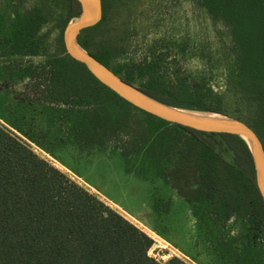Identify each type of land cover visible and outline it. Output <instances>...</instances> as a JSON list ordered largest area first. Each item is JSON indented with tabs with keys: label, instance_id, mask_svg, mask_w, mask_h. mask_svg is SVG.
<instances>
[{
	"label": "trees",
	"instance_id": "trees-1",
	"mask_svg": "<svg viewBox=\"0 0 264 264\" xmlns=\"http://www.w3.org/2000/svg\"><path fill=\"white\" fill-rule=\"evenodd\" d=\"M73 1L69 20L81 14L80 4ZM100 2L99 23L105 18L106 5L105 0ZM203 4L210 12H215L216 4L223 6L220 11L232 20L234 37L244 51L246 47L250 51L249 60L256 65L254 76L264 80V63L256 61L264 58V0H203ZM38 29L39 25L31 20L15 23L5 35L10 55L37 54ZM77 43L86 49L80 35ZM92 57L132 85L137 78L146 76L147 69V83L138 88L167 106L228 116L205 105L202 97L190 92L185 84L178 86L177 94L150 87L155 79L152 63L112 68L105 49ZM47 66L44 100L49 106H57L55 113H62L61 123L66 124L78 148L101 154L116 151L124 171L143 179L155 177L169 183L170 169L178 177L197 169L200 189L210 202H201L179 185L177 191L196 220L204 222L205 237L211 242L213 253L231 264H264V202L250 149L242 138L197 131L147 114L100 83L67 54L49 59ZM130 120L135 129L125 133ZM13 127L18 131V127ZM213 135L219 136L235 154L234 168L239 175L228 176L224 182L211 171L222 161L215 140L208 137ZM242 198H247L250 211L242 248L232 253V240H220L217 228L236 214ZM217 206L219 211L214 212ZM229 206L233 208L227 211ZM151 245V239L133 224L39 158L0 125V264H161L147 255ZM162 264L186 263L172 257Z\"/></svg>",
	"mask_w": 264,
	"mask_h": 264
},
{
	"label": "rangeland",
	"instance_id": "rangeland-1",
	"mask_svg": "<svg viewBox=\"0 0 264 264\" xmlns=\"http://www.w3.org/2000/svg\"><path fill=\"white\" fill-rule=\"evenodd\" d=\"M105 3L103 22L79 34L87 53L96 55L107 50L112 68L152 63L155 79L150 87L177 94L178 86L185 84L190 92L202 97L205 105L250 126L264 147V80L254 76L256 65L249 60L250 51L247 47L244 51L234 37L232 20L223 16L222 5L216 4L215 12H210L203 0ZM74 5L73 0H0V125L151 239L147 255L156 262L162 264L177 257L186 264H231L213 253L204 222L196 220L178 194L179 185L201 202H210L200 189L197 169L179 177L170 169L169 183L125 172L118 152L90 153L78 148L66 124L61 123L62 113L54 111L57 106L47 105V61L67 54L63 31L75 21L68 19ZM28 20L39 25L38 53L10 55L5 35L15 23ZM256 61L264 63V58ZM145 73L136 79L137 88L147 83L150 72L146 69ZM133 123L127 122L125 133L134 131ZM208 137L215 140L216 151L222 156L211 169L213 176L224 182L228 176L237 175L235 154L219 136ZM247 203V198H242L236 214L217 228L220 240H232V253L242 248L250 211ZM213 211H219L218 206Z\"/></svg>",
	"mask_w": 264,
	"mask_h": 264
},
{
	"label": "water",
	"instance_id": "water-1",
	"mask_svg": "<svg viewBox=\"0 0 264 264\" xmlns=\"http://www.w3.org/2000/svg\"><path fill=\"white\" fill-rule=\"evenodd\" d=\"M81 14L73 18L63 31V43L70 58L82 64L100 83L108 87L133 107L170 124L206 133L232 134L248 145L255 169L259 194L264 202V149L256 133L243 121L215 112H193L167 106L143 93L135 85L128 84L109 68L95 60L77 43L80 32L100 22V0H77Z\"/></svg>",
	"mask_w": 264,
	"mask_h": 264
},
{
	"label": "bare ground",
	"instance_id": "bare-ground-1",
	"mask_svg": "<svg viewBox=\"0 0 264 264\" xmlns=\"http://www.w3.org/2000/svg\"><path fill=\"white\" fill-rule=\"evenodd\" d=\"M133 219V218H132ZM140 225V224H139ZM142 227H144V226H142ZM146 230V229H145Z\"/></svg>",
	"mask_w": 264,
	"mask_h": 264
}]
</instances>
